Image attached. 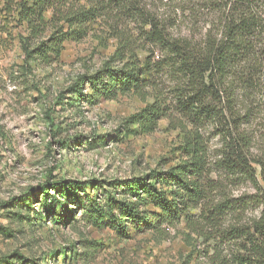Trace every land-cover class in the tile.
Segmentation results:
<instances>
[{
    "label": "rangeland",
    "instance_id": "1",
    "mask_svg": "<svg viewBox=\"0 0 264 264\" xmlns=\"http://www.w3.org/2000/svg\"><path fill=\"white\" fill-rule=\"evenodd\" d=\"M126 1H108L106 14L86 37L64 42L60 56L45 63L26 62L27 27L16 8L0 0V264H210L212 243H205L201 228L197 232L180 221L150 229L142 219L156 212L149 202L138 206L139 223L112 218H118L121 202H134L124 187L114 191L113 184L180 160L183 133L176 127L197 132L210 167L218 160L217 123L193 125L176 106L182 78L163 67L153 75L154 89L142 96L118 95L93 105L77 103L69 88L81 76L126 63L116 55L128 40L121 30L132 36L130 48L138 60L148 57L160 66L168 60L141 33L147 19L139 17L141 12L157 17L172 38L200 42L211 26L218 29L222 14L216 5L225 1ZM45 17L49 21L51 13ZM49 35L31 40L32 47ZM90 94L85 85L83 95ZM155 101L168 113L152 132L141 133L133 121ZM259 110L263 114L251 122L256 154L264 140L263 106ZM63 183L80 190L64 192ZM244 193L254 190L249 185L230 189L233 197Z\"/></svg>",
    "mask_w": 264,
    "mask_h": 264
},
{
    "label": "trees",
    "instance_id": "2",
    "mask_svg": "<svg viewBox=\"0 0 264 264\" xmlns=\"http://www.w3.org/2000/svg\"><path fill=\"white\" fill-rule=\"evenodd\" d=\"M108 1L123 0L5 3L10 9L16 8L19 21L27 27L29 34L22 45L26 62L49 63L51 57L60 56L64 42H79L87 36L91 24L106 14ZM224 1L218 5L212 2L222 14L219 26L216 31L213 26L207 29L200 42L172 38L157 17L141 12L140 18L147 17L140 27L141 33L150 44L160 47L168 60L162 66L151 63L148 57L143 62L138 60L130 48L132 36L121 30L128 40L116 55L126 58V63L120 69L103 68L81 76L69 91L77 103L85 100L93 105L118 95L142 96L146 89H154L153 75L163 67L174 76L179 75L183 87L176 90V106L193 125L204 121L217 123L222 136L218 160L210 167L197 132L176 127L183 133L180 160L168 169L159 168L113 184L114 191L119 185L124 187L134 202L114 201L119 204L118 218H112L139 223L138 206L149 202L156 212L142 219L150 229L180 221L197 232L201 228L205 243H212L208 246L212 253L210 264H264V140L256 154L251 129L252 118L261 113V106L264 111V0ZM47 13H51L49 21L45 19ZM46 31L50 32L48 38L32 47L31 40ZM155 59L158 60L157 55ZM85 85L90 88V95H83ZM237 93L243 98L241 102ZM156 101L135 117L133 123L139 132H152L157 121L168 113L156 107ZM261 123L264 124V117ZM241 185H249L254 193L233 197L230 189ZM79 190L80 186L62 184L64 192ZM113 204L110 202L112 207Z\"/></svg>",
    "mask_w": 264,
    "mask_h": 264
}]
</instances>
